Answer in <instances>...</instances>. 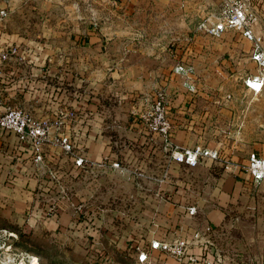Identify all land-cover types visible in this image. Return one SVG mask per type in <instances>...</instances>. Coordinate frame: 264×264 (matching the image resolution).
Returning <instances> with one entry per match:
<instances>
[{
	"label": "rangeland",
	"instance_id": "obj_1",
	"mask_svg": "<svg viewBox=\"0 0 264 264\" xmlns=\"http://www.w3.org/2000/svg\"><path fill=\"white\" fill-rule=\"evenodd\" d=\"M178 1L189 8L184 20L179 13L166 20L168 6L149 0H0L6 12L0 49L17 48L0 60V106L34 93L49 120L73 111L61 131L75 154L86 151L83 144H105L101 160L120 164L118 171L85 178L101 184L93 186L94 213L83 212L86 202L76 196L83 211L75 216L93 221V234L43 225L52 206L71 200L69 193L80 187L76 169L56 172L46 158L47 166L35 169L43 194L34 207L26 198L23 212L13 198L3 210L7 197L0 194V264H139L135 244L195 232L209 239L205 252L190 248L195 264H264V178L253 182L239 167H227L264 146V90L253 94L243 85L258 73L253 44L237 31L203 34L204 16L193 7L200 0ZM258 26L264 31V21ZM179 63L185 71L175 70ZM31 73L38 84L30 87ZM160 89L167 95L171 148L200 145L216 158L192 168L171 160L170 146L149 129ZM0 169L1 186L16 188ZM192 205L196 212L189 215ZM162 257L153 259L171 261Z\"/></svg>",
	"mask_w": 264,
	"mask_h": 264
},
{
	"label": "built area",
	"instance_id": "obj_2",
	"mask_svg": "<svg viewBox=\"0 0 264 264\" xmlns=\"http://www.w3.org/2000/svg\"><path fill=\"white\" fill-rule=\"evenodd\" d=\"M1 16L6 12L0 10ZM264 21V0H221L217 8L209 15L203 18L199 23V30L212 38L221 36L229 31H237L242 37L253 42L251 59L258 67V73L247 76L244 79V85L248 91L253 94H259L264 88V45L263 38L256 35L254 27ZM17 53V48L0 49V60H6L9 56ZM177 72L185 71L183 64H177ZM167 95L163 89L158 90L153 98V104L149 113V129L165 140L166 146H170V158L176 164H183L189 168L196 166L200 158H216L217 152L205 149L200 145L193 148L179 149L176 146L171 148L170 137L172 123L168 117ZM74 115L73 111L58 114L54 118V124L58 128L66 124ZM65 127V126H64ZM51 124L49 119L33 118L26 110L16 106H0V137L12 135L19 145V150L26 148L30 150L31 161L34 166L43 168L46 157L44 145L51 144L60 147L65 152L73 153L74 144L71 142L67 133L62 131L51 135ZM169 144V145H168ZM111 170L118 171L120 164L118 161L92 162L82 155H74V169L81 177L88 175L97 176ZM240 169L253 182H259L264 178V146L250 151L246 160L240 164ZM51 175L55 174L52 169ZM56 172H58L56 170ZM58 177V176H57ZM57 206H52L50 214H55ZM188 214L193 215L196 212L195 206L187 207ZM210 230V226L205 228ZM206 242L209 239L203 238L200 232H195L189 237L176 236L171 239L154 238L150 241L149 247L139 248L136 253V261L139 264H195L198 257L190 251L192 246L207 247ZM206 243V244H203ZM203 244V245H202ZM165 254L170 260H161L156 262L153 257L158 258Z\"/></svg>",
	"mask_w": 264,
	"mask_h": 264
},
{
	"label": "crops",
	"instance_id": "obj_3",
	"mask_svg": "<svg viewBox=\"0 0 264 264\" xmlns=\"http://www.w3.org/2000/svg\"><path fill=\"white\" fill-rule=\"evenodd\" d=\"M149 1H150L151 5L159 2V4L162 6H168L166 11L164 9L162 10L164 18L166 20L172 19L173 18L172 15L174 13H179L178 14L179 16L177 17V18H179V20H181V19L184 20V18L186 19L185 10L187 8V4L185 3V1H183V2L178 1V0H159V1L158 0H149ZM217 4H218V2H216V0H200V1H197L195 3L196 6H193V7H196V11H197L196 15H199L201 17H203V16L205 17L206 14L213 12L217 8ZM173 8H175L177 11L170 12V10ZM205 8L207 9V13H206V11H204ZM187 9H189V8H187ZM190 12L191 11H189V13ZM191 17H192V15H191ZM195 17L196 16H194L192 18H195ZM254 32L258 36H260V34H261V36L263 38L262 44L264 45V31L259 29V26H255ZM248 41H250V40H248ZM250 42L253 44L252 41H250ZM9 58H10V56H9ZM33 75H36V74L31 73V78H29L27 81V82L30 81V83H29L30 87L32 85L38 84L36 76H33ZM243 85H244V83H243ZM263 90H264V88H263ZM11 97H12V99H16L17 102L14 104L9 103L7 105L22 108V109L26 110L35 119H41V118L47 119V117L42 116V114H40V112H39L40 111V104H39V98H37L36 94H34V93L28 94V95L23 94V96L21 94H17V96H11ZM23 105H25V106H23ZM49 122L51 124V131L52 132H55V131L59 132V130L61 131L62 129H64L63 128L64 126H66V127L69 126V124L68 125L65 124L64 126H61L60 128L57 129V127L54 124L53 119H50ZM83 145H85L86 151H84V150L82 151V154H81L82 156H87L88 158L87 157H85V158H87L88 160H90L92 162H98L101 160L100 155L103 151L105 144H83ZM19 148L20 147H19L18 143L16 142V139L12 135H4V136L0 137V167L2 166L3 168H5L1 172L6 173V175L8 177L7 180H10V178H12V180L14 179L17 181V187L16 188H6V187L3 188L0 184V194H4L5 197H7V198H4V200L7 201V205H6V207H4L5 209H3V210H7L6 208L9 207V205H10L9 203L12 202V198H13V202H14L13 205L16 207L15 210L17 212L18 211L23 212L27 206V204H25L26 198H27V200H29L28 202L30 204H31V202H33V204H32L33 207H34V204H35V206L37 205L36 204L38 202L37 197L39 195L43 194L42 193L43 185L40 182L43 180V177L39 176L37 174V172H35V169H39V168L33 165L32 161H31L29 148L28 149L24 148L21 151L19 150ZM44 153H45V157L50 159V161L53 163V167L56 168V170L57 169L62 170V168H64L65 170H69L70 168L74 169V156H73V154H75V152H73V153L65 152L60 147L53 146L51 144H45L44 145ZM204 158H202V159H204ZM245 160H246V158L241 163L243 164L245 162ZM9 161H10L9 167H7L5 164L3 165L4 162L8 163ZM227 167L229 169L232 167H233V169L235 167H239V169H240V165H238V164L232 165V166L229 165ZM108 169H110V168H108ZM0 170H2V169H0ZM240 171H241V173H244L243 170L240 169ZM1 179H2V177L0 176V180ZM83 179H81L82 183H81L80 187L78 189L73 188L74 192L69 193V195L71 196V200H68V202H66V201L62 202L63 204L61 203L60 205H57L55 214L54 215L50 214L48 216H45V219L43 221V225H45L46 227L54 229V232H57V233L63 232V231L76 232L77 229H80V232L84 230L88 234H93L97 230L96 226H94L93 221L90 223H86L85 220L80 221L75 216L76 214H80L83 210H84L83 212H85V213H90V214L94 213V208L92 206V201H93L92 197L94 194H92V192L95 190V188H93V186H97L98 187L97 190L99 188H101V184H100L99 180H98V183L96 185H92L93 181L86 180L85 178H83ZM103 184H104V182H103ZM28 188H30V189H28ZM57 195L60 196L59 194H57ZM76 196H77V198H79L80 201L86 202V205H85V203L80 204L81 207H84L83 210L81 209L79 211V207L77 206L78 202H77ZM15 218L16 219L18 218V213L15 216ZM16 221H18V220H16ZM21 223H23V220H22V222H20V224ZM88 230L90 232H88ZM154 238H164V237L154 236V237H151V239H149L146 244H144L145 242H143V241L141 243H139L138 245L135 244L133 246L134 254L136 255V251H135L136 249L138 250L139 248H144V247L148 248L150 241Z\"/></svg>",
	"mask_w": 264,
	"mask_h": 264
},
{
	"label": "bare ground",
	"instance_id": "obj_4",
	"mask_svg": "<svg viewBox=\"0 0 264 264\" xmlns=\"http://www.w3.org/2000/svg\"><path fill=\"white\" fill-rule=\"evenodd\" d=\"M18 263H20V262H18ZM32 264H37V261H35L34 263H32Z\"/></svg>",
	"mask_w": 264,
	"mask_h": 264
}]
</instances>
